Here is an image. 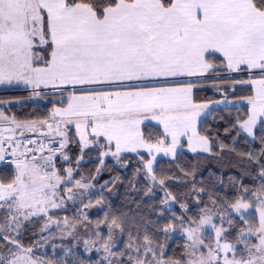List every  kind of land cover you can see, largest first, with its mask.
<instances>
[{
	"label": "snow or ice",
	"instance_id": "6c2138e0",
	"mask_svg": "<svg viewBox=\"0 0 264 264\" xmlns=\"http://www.w3.org/2000/svg\"><path fill=\"white\" fill-rule=\"evenodd\" d=\"M208 84L223 99L198 103ZM0 89L53 104L21 120L0 99V264H264V0H0ZM237 91L247 108L224 138L202 133ZM70 143L77 170L85 150L138 158L155 219L93 221L95 179L76 178ZM57 231L65 259L46 261Z\"/></svg>",
	"mask_w": 264,
	"mask_h": 264
},
{
	"label": "trees",
	"instance_id": "16d2710c",
	"mask_svg": "<svg viewBox=\"0 0 264 264\" xmlns=\"http://www.w3.org/2000/svg\"><path fill=\"white\" fill-rule=\"evenodd\" d=\"M17 90H23V89H0V99H13V98H19L23 99L25 97H28V95L25 92H18V93H10L12 91ZM249 93L246 91H237L235 96H232V99H229L231 103H229L227 106H215L213 108L217 109L213 113V115L208 116L204 122L200 125L201 132L209 129V126H211V131L214 135L217 134L221 138H224V131L223 129L228 126L227 119L234 118L238 111H244L247 108V105H244L245 102L242 100H239V97L247 96ZM33 95L29 94V97H32ZM219 95L216 96L213 89L205 88L204 86L199 87L195 90V99L198 103L202 102H209L211 100H220ZM39 102H32L30 99L26 103L23 104H13L12 108L9 111V115L15 114L19 119L21 120H27L32 119L39 121L41 119H44L52 110L53 104L52 103H40ZM244 103V104H243ZM236 104L243 105V108L241 109L240 106H235ZM59 105V103H57ZM223 116L225 117V120H220L219 118ZM214 118L215 121L214 122ZM154 127V126H153ZM75 131L73 130V133ZM241 147H246L245 145H241ZM66 152L71 158V167L75 169V171L78 172L76 178L80 179L81 177L95 179V186L102 187L105 183V181H109L110 184L108 187H106L101 194V191L97 193L94 196L95 199L101 198V195H105L107 190L111 189L116 184L117 185V193H114L115 197H109L106 196L104 201V212H108L111 210L113 213L123 211L127 212L129 209H131L133 212L139 211L142 213L146 218L151 217L152 219H155L156 214L151 212V206L152 202L155 201V207H160V202L155 197H144V183L141 177L140 181H136L134 179V173L137 164L139 163L138 158L133 159H126L122 163H117L113 158H108L106 165H101L99 163L98 152L96 151H89L85 150V154L83 155V158L81 161V166L77 170L76 169V160L80 158V150L78 145L76 144H69L66 148ZM191 155V154H189ZM126 157H133L134 155H125ZM62 163V161H61ZM64 164V163H63ZM69 166L68 163H65L64 166ZM127 165V166H125ZM103 167V171L97 175V168ZM212 167H215V164H212ZM138 185V186H137ZM157 196H161L162 193L157 192ZM178 205L176 206L177 210ZM70 213V212H69ZM61 216H64V213H61ZM104 214L100 213L99 216H95L93 219H103ZM41 227V224L35 225V227L32 229V231L39 232ZM29 235H31V232H29ZM127 239V237H125ZM179 241L175 244H173V248L178 247ZM38 255H41L39 251L37 252ZM44 257L47 259H51V253H45ZM60 261V259H58Z\"/></svg>",
	"mask_w": 264,
	"mask_h": 264
},
{
	"label": "rangeland",
	"instance_id": "374dc122",
	"mask_svg": "<svg viewBox=\"0 0 264 264\" xmlns=\"http://www.w3.org/2000/svg\"><path fill=\"white\" fill-rule=\"evenodd\" d=\"M204 87L205 88H209L210 87L211 89H213L210 84L204 85ZM18 92H25L28 95V97H25L23 99L13 98V99H8L6 101H8L9 103H11L12 105L13 104H23V103H26L27 101H29L30 99L32 100V102H39L37 104H40V103H52L50 97L49 98H40V97H35V96L29 97V94L32 95V93L29 92V91H24V90H21L20 91V90H17V91H12L10 93L14 94V93H18ZM215 94H216V96L219 95V97H220L219 99H223V96H221L219 93H216L215 92ZM231 97L232 96L229 95V99H232ZM57 103H59V98L58 97L56 98V104ZM240 105L241 104H236L235 106H240ZM244 105H246V103ZM57 106H59V105H57ZM211 106L212 107H215V106L221 107V106H225V105H211ZM65 151H66V149H65ZM125 155H128V154H125ZM131 155H134V154H131ZM108 158H112V157L109 156L106 159H108ZM62 163L65 164L67 162H63L62 161ZM80 163H81V161H80ZM65 167H68V166L66 165ZM74 171H75V169H74ZM86 179H88L89 183H92L93 182L92 179H89V178H86ZM100 190H101V187H97V186H95L93 189H91V191L94 192V193H96V194L99 193ZM114 193H117V185L116 184L112 187V190L111 189L107 190V192H106L105 195L106 196H109V197H115ZM105 195H103V203L102 204H97L96 201L98 199H95L94 200V196L91 197L93 206L91 208H89V209H86V211L89 213V215L92 217V219L95 216H97L98 213H101L100 212L101 207H103V209H104V203H105L104 199L106 197ZM178 209H179V207H178ZM70 214H71V212L69 213V215ZM61 219H63V216H61ZM95 220L96 219H93V221H95ZM60 235H61V233L59 231H57L55 233L54 237H52V238H50L48 240L46 247H38L37 248L36 251L37 252L39 251L40 253H42L41 256L46 261H48L49 259H47L46 257H44V255H45V253H48V252L51 253V258H52L53 261H59L58 259H60V261H62V260L65 259L63 253H64V250H65L66 246L71 242V238L69 237L67 239L61 240V239H59ZM53 244L56 245L55 248L52 247ZM121 247H123V245H121ZM78 251L81 254H83V246L82 245L80 246V248L78 249ZM91 255L93 257H95L96 254L93 252V253H91Z\"/></svg>",
	"mask_w": 264,
	"mask_h": 264
},
{
	"label": "built area",
	"instance_id": "2783aa9c",
	"mask_svg": "<svg viewBox=\"0 0 264 264\" xmlns=\"http://www.w3.org/2000/svg\"><path fill=\"white\" fill-rule=\"evenodd\" d=\"M18 135V134H17ZM26 136H32L34 138H42L44 140H47L49 139V136H43V137H40V133L36 132V133H31V134H25ZM57 139H59V137H57Z\"/></svg>",
	"mask_w": 264,
	"mask_h": 264
},
{
	"label": "crops",
	"instance_id": "0c3cea01",
	"mask_svg": "<svg viewBox=\"0 0 264 264\" xmlns=\"http://www.w3.org/2000/svg\"><path fill=\"white\" fill-rule=\"evenodd\" d=\"M146 124H152L154 127H159L158 125H155V123L154 122H148V121H146L145 122ZM55 127V126H54ZM73 130L75 131V129L73 128ZM43 131L45 132V133H47L48 132V129L45 127L44 129H43ZM27 132V133H26ZM25 133L26 134H31V133H33V132H28V131H26ZM39 133V132H38ZM125 154H128V155H131V154H133V153H125ZM124 154V155H125Z\"/></svg>",
	"mask_w": 264,
	"mask_h": 264
}]
</instances>
